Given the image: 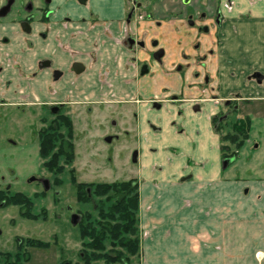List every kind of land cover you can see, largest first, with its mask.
<instances>
[{
  "label": "flooded vegetation",
  "instance_id": "flooded-vegetation-1",
  "mask_svg": "<svg viewBox=\"0 0 264 264\" xmlns=\"http://www.w3.org/2000/svg\"><path fill=\"white\" fill-rule=\"evenodd\" d=\"M111 101L118 108L104 107ZM0 106H27L39 116V127L29 124L31 139L0 154V179L22 188L0 185V264H31L37 239L19 231V222L40 214L32 211L37 196L23 185L38 183V197L45 198L50 180L35 166L21 178L14 162L27 167L36 158L46 169L47 130L73 144L75 192L73 176L76 183L132 181L140 193L136 144L144 127L155 135L164 128L183 135L187 125L209 128L223 170L248 145H261L264 0H0ZM98 142L106 179L82 180L77 146ZM114 144L117 152L107 154ZM123 165L131 176L113 180Z\"/></svg>",
  "mask_w": 264,
  "mask_h": 264
},
{
  "label": "crops",
  "instance_id": "crops-1",
  "mask_svg": "<svg viewBox=\"0 0 264 264\" xmlns=\"http://www.w3.org/2000/svg\"><path fill=\"white\" fill-rule=\"evenodd\" d=\"M140 134L142 140L136 147L140 151L137 174L141 211L143 221L149 219L148 223L154 225L156 236L177 242L175 234H184L181 238L184 241H195L196 235H203L200 242H208L205 247L209 248L203 250L205 254L201 256H213L216 260L223 253L224 225H237L232 221L243 216L257 219L258 224L263 219L259 215L264 216V136L258 148L252 149L248 145L241 157L229 169L223 170L217 137L207 127L195 129V126L187 125L183 135L170 128H164L162 133L155 135L144 127ZM77 162L75 165L81 177L82 166L79 169ZM95 170L83 175L92 179L103 175L94 173ZM241 191L246 193L243 199L246 203L239 202L238 193ZM251 200L257 203L252 204ZM163 230L165 233H162ZM251 237L255 240L256 236L251 234ZM171 251L175 253L173 257L180 252L176 249ZM156 252L159 256L158 250ZM263 258V251L255 254L258 264H264Z\"/></svg>",
  "mask_w": 264,
  "mask_h": 264
},
{
  "label": "rangeland",
  "instance_id": "rangeland-1",
  "mask_svg": "<svg viewBox=\"0 0 264 264\" xmlns=\"http://www.w3.org/2000/svg\"><path fill=\"white\" fill-rule=\"evenodd\" d=\"M256 66L257 65H255V67ZM119 103L120 102L118 101H111V104L109 105L111 107H108V105H105L104 107L110 109H113L112 107L118 108ZM29 109L30 108L27 106L19 108L18 106H0V154L1 152H4L3 154H8L6 150L9 149L12 144L18 142L25 143L24 141H19L20 138H32V133L30 130L31 125L29 124H33L32 127H39V116L36 111L29 113ZM261 112L262 111L260 110L259 113ZM262 114H264V112ZM51 116L52 115L48 114L47 119L48 117L51 118ZM202 135L203 133L200 134V136ZM102 143L104 142L102 141ZM77 150L79 154L74 164L78 161L77 164L79 165V169L80 166H82V180L92 179V177H85L83 173H89L94 168H96L94 173L103 175L96 177L98 179L94 178L92 180L103 181L102 179H106V171L103 172L102 170L103 166L105 165V154H102L104 148L100 146V143L98 142L96 143V145H93L91 143L89 145H79L77 146ZM98 151H100L101 156H99L98 160H94L98 156H93V154ZM111 152H117V146H115V144L110 146L106 153L111 155ZM48 159L49 157L47 158V160ZM119 159L122 162H125L124 159ZM35 160V162H31L30 165H27V167L26 163L19 162V160L18 162H14V168L19 172L18 175L21 178H24V176L27 175L28 171L32 170L35 166V170L37 171V173L40 172L42 175H46V177L50 180V188L47 189L45 198L38 197L42 194V190L39 187L38 183H25V185H23L25 191L27 190V194L31 195V197H34L35 195L37 196L33 200L36 205L35 209H32V211L40 214L39 216L35 217L36 219H31V221H29V224H27L26 222H19V231L28 229L30 237L33 239H37L31 242L33 246L30 247V262L31 264H64L66 262H69L70 264H84V259L80 255V251L85 250L86 245H84V239L81 237L80 227L72 223V214H86L88 211H92V205L90 203H83L77 197L75 188L71 183V175H73L71 172V165L73 163H71V160L68 161L64 167V173L61 174V177H56L55 171H50L47 168L45 169L43 166H41L42 160L40 162V165L36 158ZM59 161L64 163L66 162V158L64 156H61L59 158ZM86 164H89L90 166H87ZM0 166V169L2 171V169L4 168L2 162H0ZM119 171H117V175H113L115 176L113 180H124L127 179V177L131 176V172L129 171L127 165H123V167H121ZM40 173L38 174L41 175ZM2 174H5L4 170ZM59 180H61V184L56 183V181ZM0 181H2L0 182V185L5 186L8 183H12L14 185L13 189L20 188V186H17L15 179L6 177V179H0ZM238 188L243 189L240 186ZM245 196L246 193L243 191L238 193L239 202L246 203L243 200L244 198H246ZM107 197L108 195L97 197L96 202L104 203V201L107 200ZM113 202H115V199L112 200V203ZM251 203L253 204L257 202L251 200ZM106 205L107 204H104V206ZM138 205L139 207L136 215V236L139 241V250L135 254H130L124 251L122 255V261L111 264H258L259 260L255 259V254H257L258 251L264 252V224H262V221H264L263 214L259 215L263 217V219H261L260 217L261 220L259 221V224L257 223V219H254L252 217L248 219L243 216L242 219H235L232 221L237 223V225H224V240L222 242L223 253L221 257L215 260L213 256L207 258L202 257L203 254H205L202 253V251L209 248L205 247L206 245H209L208 242H200V239L203 235H201L200 237L196 235L195 241H184L181 239L183 238L184 234L182 235L181 233H179L178 236L177 234H175V238H178L176 239L177 242L168 241L164 238L161 239V235L156 236L157 232H153L154 225L148 223L149 219H146V224V220L143 221L140 193ZM255 206L259 207L257 204H255ZM93 213L95 214V216L98 215L96 211H94ZM239 215L241 214L239 213ZM224 220L225 222L228 221L226 219ZM17 231L15 232L17 233ZM164 231L165 230H163L162 233H165ZM191 233L192 231L190 230L189 235H191ZM248 234L249 236H251L252 234V236L260 238H258L257 240L255 237V240H253L252 237H246V235ZM260 234H262L263 236H261ZM112 245V242L108 241L106 244V249L104 251H101V256H99L100 254L99 252H97L96 255L98 256H93L94 261H92L91 264H106V261L104 259L105 255L103 254H106V252L108 251H116L114 247H112ZM155 249L158 250L159 256H157V252ZM172 249L180 251L177 253L179 256L176 255V257H173L175 253L171 251ZM152 252L154 254H152ZM183 252L185 253L183 254ZM262 262L264 263V258L262 259Z\"/></svg>",
  "mask_w": 264,
  "mask_h": 264
},
{
  "label": "trees",
  "instance_id": "trees-1",
  "mask_svg": "<svg viewBox=\"0 0 264 264\" xmlns=\"http://www.w3.org/2000/svg\"><path fill=\"white\" fill-rule=\"evenodd\" d=\"M46 139L41 146V154L49 157L45 165L48 170L60 172L62 170L59 158L64 156L66 162L73 157V144L70 141L59 143L62 135L57 130H47ZM242 142V141H241ZM238 142L237 147L241 146ZM59 143V144H58ZM229 147L224 146V149ZM230 155V151L225 156ZM233 154V152H232ZM72 182L76 185L77 197L84 203L92 205V211L82 214L78 226L81 229V237L84 239L86 249L84 252V264H91L93 256L106 249L108 241L116 251L106 252L104 259L106 264L122 261L123 252L135 254L139 250L137 233V211L139 203V191L136 183L132 181L114 183H76L75 176ZM108 195L104 203L96 202L97 197ZM115 202L112 203V200ZM104 204H107L104 206ZM96 211L98 215L93 213Z\"/></svg>",
  "mask_w": 264,
  "mask_h": 264
},
{
  "label": "water",
  "instance_id": "water-1",
  "mask_svg": "<svg viewBox=\"0 0 264 264\" xmlns=\"http://www.w3.org/2000/svg\"><path fill=\"white\" fill-rule=\"evenodd\" d=\"M227 162L228 161H225V164H227ZM49 188H50L49 182H48V180H46V189H49ZM79 221H80V215L74 213L73 216H72V223L74 225H78ZM65 264H68V263H65Z\"/></svg>",
  "mask_w": 264,
  "mask_h": 264
}]
</instances>
